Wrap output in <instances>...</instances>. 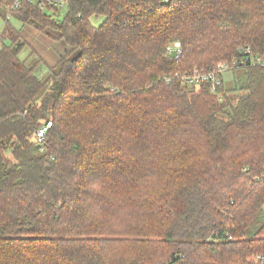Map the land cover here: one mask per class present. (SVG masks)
Segmentation results:
<instances>
[{
  "label": "trees",
  "instance_id": "16d2710c",
  "mask_svg": "<svg viewBox=\"0 0 264 264\" xmlns=\"http://www.w3.org/2000/svg\"><path fill=\"white\" fill-rule=\"evenodd\" d=\"M13 2L0 0V264H264V67L242 68L236 102L223 80L177 77L244 48L264 63V0H68L64 15ZM11 19L78 56L42 82Z\"/></svg>",
  "mask_w": 264,
  "mask_h": 264
},
{
  "label": "rangeland",
  "instance_id": "374dc122",
  "mask_svg": "<svg viewBox=\"0 0 264 264\" xmlns=\"http://www.w3.org/2000/svg\"><path fill=\"white\" fill-rule=\"evenodd\" d=\"M64 15L65 9L61 10ZM50 13V12H49ZM103 18L91 19L94 26H99ZM10 22L21 31L24 40L28 43L27 46L20 52L21 60H27L28 67H32L36 76L42 82H49L52 76V69L58 65L59 60L68 54L69 59H74L78 56L79 51L71 52V47L59 40L60 33L55 30L42 32L32 24H21L14 19ZM5 22L0 18V32L3 31ZM244 69L226 71L222 74L223 84L226 90L230 91L234 102L243 94L242 91H235V81H243ZM201 86L195 87L199 90ZM260 178V177H259ZM260 258V257H259Z\"/></svg>",
  "mask_w": 264,
  "mask_h": 264
},
{
  "label": "built area",
  "instance_id": "2783aa9c",
  "mask_svg": "<svg viewBox=\"0 0 264 264\" xmlns=\"http://www.w3.org/2000/svg\"><path fill=\"white\" fill-rule=\"evenodd\" d=\"M28 2L36 5L40 10L48 13L54 9H65L68 0H14L12 7L10 8L12 11H18L21 9L23 2ZM171 54H173L175 60H179L182 55V48L180 43H175L170 46L168 50ZM243 55L240 58L230 62L223 63L218 66V68L210 73H204L199 70H194L192 73L185 74L182 77L177 76L179 80L189 88H195L202 86L203 84H210L212 87V92H216L217 89L222 85V74L226 71H230L233 69L245 68L248 66H257L262 65L264 67V63L252 53V50L249 48H244L242 51ZM51 128V123H45L38 129L36 132V140L43 146L45 138L49 129ZM45 150V148H43ZM264 177V174H263Z\"/></svg>",
  "mask_w": 264,
  "mask_h": 264
}]
</instances>
